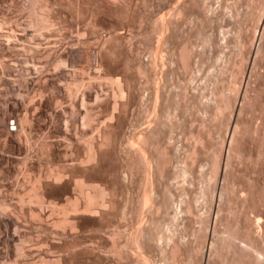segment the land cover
Wrapping results in <instances>:
<instances>
[{"label": "rangeland", "instance_id": "obj_1", "mask_svg": "<svg viewBox=\"0 0 264 264\" xmlns=\"http://www.w3.org/2000/svg\"><path fill=\"white\" fill-rule=\"evenodd\" d=\"M55 1L57 2V4L52 9V14L54 13V15H56L58 18L55 20V27L59 29L55 37L48 38L45 36L47 34L44 31H42V33H44V36L42 35V37L38 35L40 31L37 34L38 36L34 35L36 34L37 31L29 28L26 25L27 24L26 22L28 20L26 15L28 13L27 11L25 12V9L24 10L22 9L26 8L28 4L27 2H29L28 0H0V24L5 23V25L2 24L1 26V29L3 31L0 30V32H2L0 33V204L6 203L8 207H11L13 209L12 210L11 208H9V211H6V213L0 212V264H20L23 262V260L29 261V262L36 261L35 264H48V263L51 264L52 261H53L52 264H98V263L103 264V262H106L104 264H134L133 262H135V258H136L135 256L138 255V252H136L137 250L136 249L134 250L133 248H129V251H130L129 258H131L132 260L129 259L128 262L125 260L121 261L117 259L115 256H113L112 253L110 252L108 238H109L110 233L115 232V231H119L120 233H123V235H126L127 233L129 234L132 231H134V229H136L137 227L142 226L143 224L145 225L146 223H144V221L146 222V220L149 218V213H147L148 212L147 209L141 211L140 214H136L133 211H132L133 214L132 212H130V214L128 212L130 211V206L132 204L134 205V202L137 200L140 194V188L138 187L139 186L138 182H140L139 180H141V178L143 177L142 172H140L139 170H136V171L134 170L131 175V174H128L130 172L129 171L127 172L125 169L123 170L120 169L121 170L120 171L118 168V165L122 164V162L124 163L125 160L130 157L131 149L130 151L128 150H129V146L131 145L129 143H128L129 145H125L126 141L130 142V140H132L133 137H135L137 134H139L141 131H143L148 126L152 125V115L150 111L152 104L150 101V96H151L152 88L154 85H158V86L160 85L159 87L164 88L165 92L166 93L169 92L171 95L177 94V93L180 94L182 93V91L185 92L184 98L180 96L177 97L178 98L177 102H179L180 100V105L178 103L179 106L177 105V109L172 114V117L170 116L171 119L168 120L169 125L171 123V126L173 127L175 125L174 126L175 128H173L170 133L167 132L168 134H166L165 128L163 130L161 129L159 135L156 138V141L157 142L159 141L158 142L159 144L162 143V145L167 148L166 151H167V155L169 158V159L164 158L165 160L169 161V163L166 162V165H165L166 169L164 168L162 170L163 172L159 179V183L161 186H163V183L164 185L166 184L167 186H169L170 190L174 193L173 194V198H175L173 199L174 207L176 205V202L179 203L180 201H184L186 199L183 202V204L192 201L191 204L194 205L193 212L194 211L195 212L193 213L192 217L186 215L185 213H182V215H179L180 217H178L179 220L178 219L176 220L177 224L173 226L174 227L173 231L171 228V231L176 236L170 232V234H172L173 240L171 242L172 244L170 242H167V246L170 245L168 246V248L170 249L173 243L177 242L176 244H178L179 245L178 247L180 248L178 249L179 251L177 252V254L178 253L179 254L175 257L176 258L175 263H171L169 262V260L168 261L165 260L169 257V252H168L169 249L166 246V242H163V245L165 244L166 246V249L162 247L163 251L165 249L164 252H160V251L158 252V250L151 249L152 251L149 250V253L147 252L146 256L150 259V261L153 264H160L162 263V261L163 263L166 261V263L164 264H191V263L198 264L200 263L199 258H200L201 253L199 252H202V250L203 251L206 250V247H208V243L210 242V238L212 237L211 228H212V225H214V223H212L214 222V219H212L211 224H210L211 226H209V229L206 230V233H207L206 241L207 242L203 243L204 245L201 244L200 242L201 240L198 239L199 237H197L196 232L199 228L198 225H200V219L201 221L202 220L205 221V219L208 217L207 215H210L209 213H211L210 215L211 217L213 218L216 217V228L218 227L217 229L219 231L222 229V228L221 229L219 228L222 227L225 222L229 224H233L234 221H237L238 223L245 224L246 217L254 219V220L257 219L258 224H257V227L255 226V229H254L253 243L251 247L249 248V253L253 257L256 255H259L260 261L257 262L256 264H264V195H263L264 194L263 193L264 192V189H263L264 188V35H263L264 33V0H195L196 3H187L189 5L183 4L184 8L183 7L182 8L184 9V11L183 9L180 10L179 14L176 16L177 17L176 23L178 26L176 28L177 30L174 29L175 32L174 31L170 32L172 34L169 35V40L167 44H163V45H161L162 42L160 43V40L157 34L155 35V37L153 36L152 41L149 42L147 40L148 38L145 37V35L147 36L146 31L147 32L149 31L150 27L153 24L152 23L153 21L160 19L167 12L175 8L176 5H178V3L182 4L184 0H128V5L125 7L119 4V0H101V1L100 0H83V4L80 7L76 5L75 0H55ZM117 1H118L117 4H119L121 7L120 6L118 7V5L116 4ZM195 4H197V6ZM141 14H142V17H141ZM10 29L12 30L11 37H9V39H6L7 37L5 36L10 33ZM262 30H263V33L261 35V38L259 37L258 39L259 41L256 42L257 34L259 31H262ZM60 32L62 33V36L60 35L61 34ZM109 35H111L112 37ZM205 35L208 38V43L202 42L203 37H206ZM76 36L79 37V39ZM149 36L151 37V35ZM113 38L115 39L113 40ZM48 39L52 40L54 43L52 41L51 43H49L50 40L48 41ZM97 39L99 41H97ZM102 39L104 41H102ZM94 41L95 43H93ZM85 43H87L88 45L90 44L91 45L88 47V45ZM158 43L161 46H159ZM258 43L260 44V46ZM183 45H187L191 49V55L189 57V67L187 71L186 69L179 68L180 66H178L179 63L177 62H175V64L178 67L172 61H171L172 63H170V60H173L176 58L178 48ZM249 45H252V46H249ZM15 46H17L20 49H17V51H15V48H17ZM75 46L77 47L75 48ZM81 46L85 49H83ZM152 47L155 49L156 48L159 49L157 51L158 53L157 59L163 61L161 65L160 64L157 65L156 67L157 72L153 76L152 83L149 82L148 78L145 76H139V77L137 76L133 78L132 74L134 70L132 71V69L128 68L129 58L133 57L135 60L139 62L141 60L142 63L141 62L140 63L144 65L152 57L151 55ZM21 48L23 49V51L21 50ZM102 48L103 49L112 48L115 50L116 54L113 55L114 57L111 56L113 57L112 59H110L108 56L105 57L103 56V52L101 51ZM24 49L25 50L27 49L28 53L27 51L25 52ZM45 49L46 51H44ZM250 49H251L250 55L251 56L253 55L252 57V60H254L253 62L252 60L247 61L248 52L250 51ZM30 54H32V56ZM46 54L49 57L47 56L46 58ZM81 54H84V55L82 56ZM130 54H132L133 56ZM97 55H99L101 59L103 58L104 61H107V62L109 61L108 67H103L100 70L98 69L95 70L94 62H95V59L97 58ZM135 55L137 57H135ZM240 55L242 56V58ZM20 56L21 58H19ZM57 56L63 57L64 59L67 60L66 67H62V68L58 67L60 71L58 70V68L55 67V60L59 58ZM76 57L77 59H75ZM70 59L71 61H69ZM80 59L81 61L84 60L82 61L83 63L80 61ZM240 59L242 61H240ZM27 60L29 61L35 60V62H31V61L29 62ZM37 60H39L40 62H38ZM75 61H77L78 64ZM88 61L90 62L88 63ZM126 61L128 62L124 64V62ZM214 61H217V62L214 63ZM245 61L248 63H246ZM239 62L242 64H240ZM87 63L89 64V66ZM120 63H122L124 66H126L125 68L130 69L132 72L130 70L125 71L123 65ZM77 65L78 67L80 66L79 67L80 69L77 67ZM243 65L245 66L247 65V67ZM25 66L26 67L28 66L27 69H25ZM51 66L53 68H49ZM239 66L242 69H240ZM91 67L93 68L91 69ZM55 68L56 70H54ZM114 68L116 69L114 70ZM244 68H246L247 71H245L246 76L242 79L241 78L242 71H244ZM249 69L251 70L250 72H249ZM171 70L173 71V73ZM32 71H34V73H32ZM86 71H89V72L87 73ZM235 72L238 75L235 74ZM82 73L84 74L81 75ZM86 73L88 76L86 75ZM116 73H123L122 75H125V76L128 75V73H132V74H129L130 76L128 75L129 76V77L127 76L128 78L127 77L125 78L124 76L125 78L124 80L122 79L123 77H121V75L118 76ZM240 73H241V77L239 75ZM206 74H208L210 78ZM233 74H235L236 76ZM233 76L236 78L235 80H233L234 79ZM211 77H212V80H211ZM71 78L72 79L75 78V79L71 80ZM82 78L85 80H83ZM134 79H135V82H134ZM116 80L118 82H115ZM203 80L205 81V83ZM119 81L121 82V84L126 83V82L129 84L131 83L130 86L133 85L135 88L134 90H132L133 91L132 93L136 91L135 95L138 96L141 93L139 95V97L141 98L138 97L139 99L137 100L138 102L134 101L135 103L134 102L129 103L128 97L126 96L128 94L126 92H123L122 93L123 95L121 94L120 96L116 94L115 88L116 86L118 87ZM232 81H234L233 84H232ZM237 82H241V84ZM68 83H71V84L68 85ZM74 83H76V86L77 84H80V86L78 85L79 87L78 86L75 87ZM127 83L123 85H127ZM206 83L207 84L210 83V84L207 85ZM230 84L232 85L230 86ZM199 86H200V89H199ZM230 87L233 88L234 91H231V89L229 90ZM236 87H237V91H236ZM221 88L223 89V91L224 90L225 91L223 92ZM238 88H240V90H238ZM244 89L246 90V92L248 90V93H247L248 97L246 98L247 100L245 99V101L241 97V94L244 91ZM68 90H71V91L69 92ZM220 90L224 93L225 99L227 97L226 94L230 93L228 95L229 99L228 98L226 99V101L228 100L227 101L228 104H226V101H225V104H226L225 106L224 105L220 106L219 103H216L218 102L216 93L220 92ZM76 91L78 92L80 91V92L76 93ZM113 92H115V95L119 97L114 96L115 97L114 98ZM198 92L202 93L205 97ZM232 92L234 93L232 94ZM235 92L237 94L239 92L238 97ZM95 94L98 95V98H99L96 101L95 99H97V96ZM65 96H68V97H65ZM81 96H84V97H81ZM123 96H124V99H122ZM118 98H120L121 104L123 103V101L124 103L125 101L128 102V103H125L124 105L126 107L124 106L122 107L118 104V102L120 103ZM113 99H116L115 101H117L116 102L117 109H116L115 104H114L115 108H112L114 107L113 103H115ZM80 100H84V101L86 100L85 101L86 104L82 106L84 101L81 102ZM241 104H243V106ZM80 105H81V108H80ZM88 105L90 106V108ZM84 106H86L88 110L90 109L92 110V112L90 110V113L95 114V115L92 114L95 116L94 120L96 117H98L96 118V123L98 124H96L93 121L91 123H95V124H92V125H89L90 123L86 124L89 128H87L86 125L82 126L83 125L82 117L84 114L83 111L85 109ZM216 106L218 107V111L215 109L217 108ZM180 107L184 110L186 109L185 110L186 112H184V110H182ZM73 109H76V110H73ZM81 109H82V112H81ZM115 109L117 110L115 112L119 111L118 112L119 116L122 113L120 117L121 118L124 117V120H125V124L121 128V132H120L122 140L120 141V136H119V138L114 142V144H112L113 142L111 143L110 140H109L110 143L108 142V140H105L107 142L106 143L103 137L100 138V139H103V143H102L103 146L101 145L100 147L102 149L101 148L100 149H101V152H103V154L105 155L104 156V160L106 161L105 164L110 165L112 167L111 168L110 166H108L109 167L108 168L106 165V171L105 169L104 171L105 172H107V170L108 172L109 170L110 171L112 170V171L110 173L107 172L105 174V172L102 169L97 168L93 171L94 173L92 172L89 173V171L87 172L88 175L92 177V182H93V183L91 182L92 185L97 186L99 184L98 187L100 188H102L103 186L109 187L107 188V190L109 189L107 191V197L111 198L113 202L115 201L114 202L115 205L114 204L112 206L109 205L108 209L109 211H111V213H113L111 215H114V217L110 215L109 219L106 218V220H103L104 225L102 224L103 226L101 227L100 231H98L97 233L94 227L87 226L89 225L87 224L83 229H81L78 232V236L76 237V239L72 237L74 235H70V234H68V236L66 234V237H65V234H62L61 232L59 233L58 226L55 227L56 225H54L52 227L51 225H53V223L52 224L50 223L53 222L52 220H54V217H56L57 214H59L57 212L53 213L51 211V207L54 205L56 206L64 205L67 197L62 196L63 197L62 198L61 196L56 197L57 195H54V196H51L50 198H47V199L45 198V203H43V206L39 207L37 204L35 205L34 202L29 203L30 201H28L30 197L29 195L30 187H33L36 184L34 182L38 179V177L40 181L42 180L47 181L49 178L52 179L51 174H55L56 171L57 173H61V174L65 172L62 175L64 179H66L65 177L69 175L67 176L68 179H71L74 181L76 179H78V181L79 179L82 180L81 177H79L78 174H76V171L78 172V170H80V168L82 167V164L83 165L85 164L83 163L85 161V156H86L83 153L84 151L86 153V149L84 147H86V145H88L92 139H96L98 135V132L96 131H98V128L102 126L103 123L110 122L109 120H108L109 122L106 120L111 118L110 116L114 114L112 110H115ZM201 109H203V111ZM215 111H217L218 114ZM124 112H126V114ZM96 113L98 114V116H96L97 115ZM24 117H26V119ZM8 119H11V120H8ZM149 119H150V123H149ZM7 120L9 123L7 122ZM61 121H65V122H61ZM13 122L16 123L15 125L18 127L17 130L19 131V133L21 131L20 135L22 137H20V135L8 136L7 134L8 129L6 125L7 124L10 125ZM26 123L28 124L27 125L28 127H26V131L24 133V136L25 135L26 136L24 137L22 134L21 126L25 125ZM19 124H22V125H19ZM76 125L79 126L80 129L77 128ZM95 126L98 128L96 129ZM12 127L13 126H11L10 128ZM19 127H20V130H19ZM83 127L86 129H84ZM93 127L96 131L93 129ZM94 131L96 134L93 133ZM164 132L166 135L163 134ZM19 137L20 139H22L21 141ZM231 137L233 139L231 140V142L232 141L233 142L231 143L230 148H228V145H229L228 143ZM25 139L26 141L22 143ZM62 140L64 141V143ZM85 141L87 142V144H85L86 143ZM222 142H224V146H223L224 148H223L221 164L224 162L225 158L227 157L226 160L228 161V166H227V170L224 171L226 172V175L223 172L221 174L222 176H220L217 180L218 186H217L215 193L213 194V197H214L213 198L210 195L211 192H208L209 190H212V184L210 185L208 184L207 175L209 176L210 170H211V163H210L211 158L210 157L214 153L217 152L218 147H220V145L222 147V144H221ZM216 145H219V146H216ZM67 147L69 150L67 149ZM82 148L84 149V151L82 150ZM24 149H26V151ZM228 149L230 151H228L229 153L226 156L225 150H228ZM109 151H111L112 153ZM77 153H80V154H77ZM116 154H117V157L121 156L120 158H118L119 161L116 157ZM170 155L172 157H169ZM111 158L112 159L115 158V159L112 160ZM122 158L124 159L123 161L121 160ZM72 163H76L75 165H77L78 167ZM70 164L72 165L70 166ZM185 165H186V168H191L193 170L192 171L193 180H191L192 183L190 184H189V181L187 182L180 178L174 179L170 177L173 171L179 170L182 168V166L185 167ZM57 167H59L58 168L59 170L61 168H63L64 170L62 169L59 171L57 170ZM69 168L74 169V170H70ZM117 170H119L120 172ZM95 171H96V174H95ZM66 172H69V173L67 174ZM91 173L93 174V176ZM203 173L204 175H202ZM104 175L107 177L109 176L111 179L107 177L105 178ZM116 175L118 179H121V180L116 179L117 177L113 178ZM73 176L74 177L76 176V177L73 178ZM204 176H206L207 178ZM123 180H125L126 182ZM78 181L76 180V183ZM119 182L121 184H119ZM28 183H30L32 186L29 185ZM73 183L74 185H71V188L74 192V196H77L76 193L77 194L79 193L78 187L77 185H75L76 184L75 182H72V184ZM207 185H209L211 188L209 187V189H207L206 188ZM220 186H221V189H220ZM224 186L225 188L227 187L226 189L228 188L229 189L225 190ZM261 187L263 190L261 189ZM21 188H24V190H20ZM249 189L252 190L251 192H253V189H254L253 194L249 192ZM219 190H222V199H221L222 201L221 202H223V204H220L221 202L218 201L219 200L218 199ZM223 191H227V192H223ZM204 192L206 193L207 196L204 194ZM256 193H258V195L260 194L261 196L260 195L257 196ZM20 196L22 198H20ZM249 196L251 197V200H249L250 199ZM200 198L201 200H199ZM132 201L133 203L131 204ZM210 205H213L212 211H211ZM20 207H23V208H20ZM215 207H218V208H215ZM39 209L45 215L42 219L43 221L40 218L37 220V217L34 216V214L36 215L40 212ZM113 209L116 211H114ZM122 209L124 210V212ZM29 211L30 212L33 211V214L31 213L32 215H30ZM120 212H123V213H120ZM159 212L158 214H156L158 215L156 216V218H159L158 220H161V217L163 219L164 213H163V210H160ZM195 214L197 216H200V218L197 217ZM23 215L24 216L26 215V216L24 217ZM48 215H50V218L52 219H50ZM120 215L123 217H121ZM201 215L203 217H201ZM58 216H60V214ZM31 217H33L34 219H32ZM194 218L195 219L199 218V219L197 221ZM31 219L34 221L32 222ZM88 220L89 219H87V221ZM38 221L41 224H39ZM45 221H46V224L48 222L47 225L50 226L49 227L51 228L50 230H52L53 228L54 229L58 228L57 229L58 231L56 229L55 231L53 229L52 233H50L51 232L50 230L45 231L44 230ZM197 222L198 224H195ZM105 224H107L108 227L107 225L105 226ZM41 225L43 226L42 229H41ZM166 226L167 225L164 224L163 228L164 227L166 228ZM102 229H104V231ZM54 232H57V234ZM94 232L96 233V235ZM191 233L193 236L191 235ZM119 239L123 241L124 237L122 236ZM71 241L74 242V244H72ZM67 243L68 245H66ZM69 243H71V245H76L75 246L76 249L74 247L72 250L74 251L75 249V252L77 251L75 254L76 255L78 254V255L77 256L75 255L73 259H71L72 255L70 256V254L74 252L71 251V248H70L71 245ZM21 244H23V246ZM86 244H89L90 247H93V252L86 253V255H84L85 253H83L81 249H84L85 247H89ZM201 245H202V249L197 251V253L193 252V254L194 253L196 254L192 256L191 255L192 252L190 250L195 247L199 248L201 247ZM19 246H22L25 252H27V250H30V251H34L35 254L37 252H40L41 254L45 253L47 255L44 256L43 258H42L43 255L41 256V258L40 257L37 258L39 253L36 255V257H35V254L33 253L34 255H31V256L28 255V257L27 256L20 257L19 253L17 252L18 251L17 248ZM77 247L78 248L80 247V249H77ZM94 251H97V252L94 253ZM161 253H164V254H161ZM99 254H101L102 256ZM25 257H26V260L24 259ZM95 257H98V259ZM28 258H30L31 260ZM39 258L40 260H38ZM190 259H193V260H190ZM50 260L52 261L49 262ZM207 260L208 259H206V261L203 262L202 264H207L208 262H209L208 264L216 263L214 259H210L208 261Z\"/></svg>", "mask_w": 264, "mask_h": 264}, {"label": "bare ground", "instance_id": "obj_2", "mask_svg": "<svg viewBox=\"0 0 264 264\" xmlns=\"http://www.w3.org/2000/svg\"><path fill=\"white\" fill-rule=\"evenodd\" d=\"M29 2H27L28 4H27V6H26V8H23L22 10H24L25 9V12L27 11V26L29 27V28H31V29H33V30H35V31H37L36 32V34H34V35H37L38 34V32H39V34L38 35H40L41 37H42V35L44 36V33H42V31H44V32H46V34L47 35H45L46 37H48V38H50V37H55V35H56V33H58V29L59 28H56L55 27V20L56 19H58L57 18V16L56 15H54V13L52 14V9L54 8V6L57 4V2L55 1V0H28ZM101 1V0H100ZM75 3H76V5H78L79 7L80 6H82V4H83V0H75ZM118 3V1L116 2V4ZM187 3H196V1L195 0H184L183 1V3L182 4H179L178 3V5H176V7L175 8H173L171 11H169V12H167L165 15H163L160 19H157V20H155V21H153L152 23V26L150 27V29H149V31L147 32L146 31V33H147V36L145 35V37L146 38H148L147 40L149 41V42H151L152 41V37L154 36L155 37V35L157 34L158 35V38H159V40H160V43H161V45H163V44H167V42H168V40H169V35H171L172 33H170L171 31H174V29H176L178 26H177V23H176V16L179 14V11L180 10H182L184 7H183V4H187ZM119 4L120 5H123L124 7L125 6H127L128 5V0H119ZM119 4H117L118 5V7L120 6ZM116 5V6H117ZM187 5H189V4H187ZM196 6H197V4H195ZM191 6V5H190ZM121 7V6H120ZM183 7V8H182ZM198 8V7H197ZM185 9H186V7H185ZM55 10V9H54ZM183 11H184V9H183ZM24 12V11H23ZM25 16V17H26ZM144 16V15H143ZM59 17V16H58ZM141 17H142V14H141ZM142 19V18H141ZM140 20V19H139ZM23 21H25V20H23ZM4 22V21H3ZM9 22V21H8ZM141 22V21H140ZM2 24H4L5 25V23H1L0 24V30H2L1 29V26H2ZM8 24V23H7ZM18 24H20V23H18ZM263 24V23H262ZM16 25V24H15ZM11 26V25H10ZM26 26V27H27ZM4 27V26H3ZM7 27V26H6ZM21 27V26H20ZM180 27V26H179ZM23 28V27H22ZM61 28V27H60ZM5 29V28H4ZM18 29H19V27H18ZM21 29V28H20ZM177 30V29H176ZM261 30V29H260ZM3 31V30H2ZM6 31V30H5ZM21 31V30H20ZM23 31H25V30H23ZM30 31V30H29ZM32 31V30H31ZM35 31H34V33H35ZM8 32V31H7ZM14 32V31H13ZM62 32V31H61ZM60 32V33H61ZM78 32V31H77ZM94 32V31H93ZM175 32V31H174ZM201 32V31H200ZM204 32V31H203ZM261 32V33H260ZM0 33H2V32H0ZM6 33V32H5ZM4 33V34H5ZM15 33V32H14ZM59 33V34H60ZM76 33V32H75ZM145 33V32H144ZM262 33H263V30L262 31H259L258 32V34H257V37H256V42L257 41H259L258 39H259V37L261 38V35H262ZM8 34V33H7ZM11 34H12V30L10 29V33L8 34V35H6L5 37H7L6 39H9V37H11ZM17 34V33H16ZM20 34V33H19ZM28 34V33H27ZM33 34V33H32ZM31 34V35H32ZM58 34V35H59ZM80 34V33H79ZM83 34V33H82ZM109 34V33H108ZM114 34V33H113ZM116 34V33H115ZM3 35V34H2ZM18 35V34H17ZM25 35V34H24ZM29 35V34H28ZM37 35V36H38ZM61 36H62V33L60 34ZM89 35V34H88ZM149 35H151V37L149 36ZM263 35H264V33H263ZM36 36V37H37ZM74 36V35H73ZM91 36V35H90ZM96 36V35H95ZM109 36H111V35H109ZM117 36V35H116ZM115 36V37H116ZM199 36V35H198ZM204 36V35H203ZM206 36V35H205ZM35 37V38H36ZM58 37V36H57ZM77 37V36H76ZM112 37V36H111ZM144 37V38H145ZM172 37V36H171ZM197 37V36H196ZM202 37V36H201ZM254 37V38H255ZM19 38V37H18ZM24 38V37H23ZM28 38H30V37H28ZM34 38V37H33ZM45 38V37H44ZM43 38V39H44ZM78 39H79V37H77ZM82 38V37H81ZM85 38V37H84ZM83 38V39H84ZM102 38V37H101ZM109 38V37H108ZM200 38V37H199ZM198 38V39H199ZM2 39V38H1ZM16 39V38H15ZM55 39H57V38H55ZM61 39V38H60ZM82 39V40H83ZM99 39V38H98ZM97 39V41H99ZM107 39V38H106ZM115 38H113V40H114ZM5 40V39H4ZM30 40V39H29ZM35 40V39H34ZM46 40V39H45ZM50 39H48V41H49ZM54 40V39H53ZM95 40H96V38H95ZM119 40V39H118ZM200 40V39H199ZM253 40V39H252ZM251 40V41H252ZM6 41V40H5ZM15 41H17V40H15ZM22 41V40H21ZM33 41V40H32ZM32 41H30V42H32ZM36 41V40H35ZM51 41L52 40H50V42L49 43H51ZM59 41H61V40H59ZM71 41V40H70ZM76 41H78V40H76ZM76 41H75V43H76ZM96 41V42H97ZM102 41H104L103 39H102ZM158 41V40H157ZM202 41V40H201ZM9 42V41H8ZM23 42V41H22ZM28 42V41H27ZM44 42V41H43ZM42 42V43H43ZM53 42V41H52ZM55 42H56V40H55ZM74 42V41H73ZM90 42V41H89ZM159 42V41H158ZM203 43H208V38H207V36L206 37H203V41H202ZM13 43V42H12ZM46 43V42H45ZM54 43V42H53ZM82 43V42H81ZM80 43V44H81ZM93 43H95V41L93 42ZM171 43V42H170ZM251 43V42H250ZM3 44V43H2ZM5 44V43H4ZM20 44V43H19ZM18 44V45H19ZM24 44V43H23ZM37 44V43H36ZM35 44V45H36ZM41 44V43H40ZM48 44V43H47ZM79 44V45H80ZM85 44H87V43H85ZM159 44V43H158ZM239 44H240V42H239ZM259 44V43H258ZM7 45H8V43H7ZM9 45H10V43H9ZM15 45H16V43H15ZM21 45V44H20ZM38 45V44H37ZM43 45V44H42ZM53 45V44H52ZM52 45H51V47H52ZM63 45V44H62ZM67 45V44H66ZM84 45V44H83ZM88 45V44H87ZM91 45V44H90ZM90 45H88V47L90 46ZM160 44H159V46H161ZM244 45V44H243ZM31 46V45H30ZM41 46V45H40ZM72 46H73V44H72ZM106 46H108V45H106ZM249 46H252V45H249ZM259 46H260V44H259ZM15 47H17V46H15ZM28 47V46H27ZM37 47V46H36ZM45 47V46H44ZM50 47V48H51ZM70 47V46H69ZM77 46H75V48H76ZM82 47V46H81ZM86 47V46H85ZM156 47V46H155ZM158 47V46H157ZM237 47H238V45H237ZM245 47V46H244ZM9 48V47H8ZM47 48H48V46H47ZM83 48V47H82ZM97 48V47H96ZM103 48H104V46H103ZM101 49V51L103 52V56H105V57H109L110 59H112L114 56V54H116L115 53V50L114 49H112V48H107V49ZM106 48V47H105ZM242 48H243V46H242ZM258 48V47H257ZM17 49H20V48H15V51H17ZM33 49V48H32ZM53 49V48H52ZM83 49H85V48H83ZM90 49V48H89ZM99 49V48H98ZM117 49V48H116ZM249 49V48H248ZM8 50V49H7ZM13 50V49H12ZM21 50L23 51V49L21 48ZM25 50V49H24ZM58 50V49H57ZM64 50V49H63ZM129 50V49H128ZM127 50V51H128ZM159 49L158 48H151V55H152V57L150 58V60H148V62L146 63V64H144V65H142L141 63V60H140V62L139 61H137V60H135L133 57H130L129 58V63H128V68H130V69H132V71L134 70V72H133V74L132 73H128V75L129 74H132V77L133 78H135V77H139V76H145V77H147L148 78V81L149 82H151L152 83V80H153V76L156 74V72H157V65L158 64H162V60H158L157 59V51H158ZM258 50V49H257ZM21 51V52H22ZM27 51V49L25 50V52ZM44 51H46V49L44 50ZM44 51H42V52H44ZM118 51V50H117ZM36 52H37V50H36ZM49 52V51H48ZM47 52V53H48ZM70 52V51H69ZM75 52V51H74ZM82 52V51H81ZM90 52H92V51H90ZM246 52H248V51H246ZM19 53V52H18ZM27 53H28V51H27ZM30 53V52H29ZM31 53H32V51H31ZM34 53V52H33ZM50 53V52H49ZM62 53V52H61ZM73 53V52H72ZM77 53H78V51H77ZM76 53V54H77ZM89 53V52H88ZM101 53V52H100ZM130 53V52H129ZM239 53V52H238ZM256 53H257V51H256ZM255 53V54H256ZM259 53V52H258ZM26 54V53H25ZM37 54V53H36ZM65 54H66V52H65ZM70 54V53H69ZM85 54H86V52H85ZM92 54V53H91ZM124 54V53H123ZM241 54V53H240ZM243 54V53H242ZM247 54V53H246ZM251 54V49H250V51L248 52V57H247V61H251L252 60V57H253V55L251 56L250 55ZM17 55V54H16ZM22 55V54H21ZM31 56H32V54H30ZM41 55V54H40ZM52 55V54H51ZM54 55V54H53ZM57 55V54H56ZM73 55H75V54H73ZM80 55V54H79ZM82 56L84 55V54H81ZM118 55H119V53H118ZM130 55H132V54H130ZM190 55H191V49H190V47H188L187 45H183V46H180L179 48H178V50H177V54H176V58L175 59H173V60H170V63H174L175 64V62H177V63H179V65L178 66H180L179 68H183V69H186V71H187V69H188V67H189V57H190ZM202 55V54H201ZM13 56V55H12ZM34 56H36V55H34ZM33 56V57H34ZM47 54H46V58H47ZM92 56V55H91ZM111 56H113V57H111ZM128 56V55H127ZM133 56V55H132ZM199 56V55H198ZM241 56V55H240ZM49 57V56H48ZM56 57V56H55ZM57 57H59V56H57ZM71 57V56H70ZM73 57V56H72ZM93 57V56H92ZM95 57V56H94ZM118 57V56H117ZM135 57H137L136 55H135ZM202 57V56H201ZM239 57V56H238ZM256 57V56H255ZM14 58V57H13ZM19 58H21V56L19 57ZM28 58V57H27ZM32 58V57H31ZM40 58V57H39ZM43 58V57H42ZM53 58V57H52ZM67 58V57H66ZM69 58V57H68ZM84 58V57H83ZM86 58V57H85ZM119 58V57H118ZM198 58H200V57H198ZM241 58H242V56H241ZM12 59V58H11ZM38 59V58H37ZM41 59V58H40ZM71 59H73V58H71ZM71 59L69 60V61H71ZM75 59H77V57L75 58ZM78 59H79V57H78ZM81 59H82V57H81ZM81 59H80V61H81ZM87 59V58H86ZM93 59V58H92ZM91 59V60H92ZM95 59V58H94ZM97 59V60H96ZM95 59V66H94V68H95V70H100L101 68H103V67H108V62L107 61H104V59L102 60L100 57H99V55H97V58ZM137 59V58H136ZM169 59V58H168ZM255 59V58H254ZM9 60V59H8ZM13 60V59H12ZM21 60V59H20ZM52 60H54V59H52ZM108 60V59H107ZM139 60V59H138ZM22 61V60H21ZM27 61H29V60H27ZM31 62H35V60L33 61V60H30ZM29 61V62H30ZM38 62H40L39 60H37ZM45 61V60H44ZM67 60L66 59H64L63 57H59L58 59H56L55 60V67L56 68H58V67H66L67 66V62H66ZM77 61H79V60H77ZM77 61H75L76 63H77ZM82 61H84V60H82ZM81 61V62H82ZM87 61V60H86ZM117 61V60H116ZM172 61V62H171ZM200 61V60H199ZM240 61H242L241 59H240ZM254 60H252V62H253ZM90 61H88V63H89ZM114 62V61H113ZM120 62V61H119ZM128 61H126V62H124V64L125 63H127ZM168 62V61H167ZM215 62H217V61H214V63ZM246 62V61H245ZM54 63V62H53ZM72 63V62H71ZM83 63V62H82ZM85 63V62H84ZM87 63V64H88ZM92 63V62H91ZM111 63V62H110ZM118 63V62H117ZM238 63V62H237ZM240 63V62H239ZM244 63V62H243ZM246 63H248V62H246ZM245 63V64H246ZM30 64V63H29ZM34 64V63H33ZM32 64V65H33ZM39 64V63H38ZM78 64V63H77ZM120 64H122V63H120ZM240 64H242V63H240ZM253 64V63H252ZM251 64V65H252ZM27 65V64H26ZM86 65V64H85ZM112 65V64H111ZM116 65V64H115ZM118 65V64H117ZM123 65V64H122ZM169 65V64H168ZM176 65V64H175ZM239 65V64H238ZM248 65V64H247ZM247 65L245 66V65H243V66H245V67H247ZM250 65V64H249ZM30 66V65H29ZM36 66V65H35ZM71 66V65H70ZM88 66H89V64H88ZM93 66V65H92ZM177 66V65H176ZM177 66V67H178ZM215 66V65H214ZM24 67V66H23ZM28 67V66H27ZM27 67L25 66V69H27ZM37 67V66H36ZM46 67V66H45ZM77 67H78V65H77ZM80 67V66H79ZM78 67V68H79ZM83 67V66H82ZM111 67V66H110ZM123 67H124V70L126 71V70H130V69H127V68H125L126 66H124L123 65ZM172 67V66H171ZM240 67V66H239ZM31 68V67H30ZM42 68H44V67H42ZM48 68V67H47ZM49 68H53L52 66L51 67H49ZM56 68L54 69V70H56ZM71 68V67H70ZM76 68V67H75ZM93 67H91V69H92ZM213 68V67H212ZM237 68H238V66H237ZM252 68H254V67H252ZM29 69V68H28ZM32 69V68H31ZM72 69V68H71ZM80 69V68H79ZM86 69V68H85ZM90 69V70H91ZM116 68H114V70H115ZM240 69H242L241 67H240ZM248 69V68H247ZM251 69V68H250ZM249 69V72L251 71ZM35 70V69H34ZM58 70H59V68H58ZM73 70V69H72ZM76 70V69H75ZM78 70V69H77ZM82 70V69H81ZM103 70V69H102ZM101 70V71H102ZM174 70V69H173ZM23 71H24V69H23ZM43 71V70H42ZM41 71V72H42ZM51 71V70H50ZM50 71H48V72H50ZM60 71V70H59ZM70 71V70H69ZM83 71V70H82ZM108 71V70H107ZM106 71V72H107ZM122 71H123V69H122ZM131 71V70H130ZM131 71V72H132ZM172 71V70H171ZM245 71H247L246 70V68H244V71H242V77H241V73L239 74L240 75V77L243 79L245 76H246V72ZM26 72V71H25ZM40 72V71H39ZM44 72V71H43ZM73 72V71H72ZM87 73L89 72V71H86ZM104 72V71H103ZM114 72V71H113ZM128 72V71H127ZM241 72V71H240ZM32 73H34V71H32ZM37 73V72H36ZM54 73V72H53ZM60 73V72H59ZM77 73V72H76ZM87 73H86V75H87ZM92 73V72H91ZM99 73V72H98ZM169 73H171V72H169ZM172 73H173V71H172ZM214 73V72H213ZM212 73V74H213ZM28 74V73H27ZM42 74V73H41ZM49 74V73H48ZM48 74H46V75H48ZM66 74H67V72H66ZM84 73H82L81 75H83ZM90 74V73H89ZM118 76L119 75H121V77H123L122 79H124L125 80V78L128 76V75H122L123 73H116ZM126 74V73H125ZM235 74H237L236 72H235ZM235 74H233V75H235ZM40 75V74H39ZM69 75V74H68ZM75 75V74H74ZM85 75V76H86ZM93 75V74H92ZM206 75H208V74H206ZM238 75V74H237ZM250 75V74H249ZM248 75V76H249ZM62 76V75H61ZM78 76V75H77ZM88 76V75H87ZM90 76V75H89ZM94 76V75H93ZM101 76V75H100ZM124 76H125V78H124ZM130 76V75H129ZM128 76V77H129ZM196 76V75H195ZM209 76V75H208ZM236 76V75H235ZM80 77V76H79ZM78 77V78H79ZM127 77V78H128ZM205 77V76H204ZM203 77V78H204ZM234 77V76H233ZM239 77V78H240ZM51 78V77H50ZM57 78V77H56ZM66 78H67V76H66ZM73 78V77H72ZM71 78V80H74V79H72ZM77 78V77H76ZM81 78V77H80ZM89 78V77H88ZM99 78V77H98ZM131 78V77H130ZM129 78V79H130ZM189 78H191V77H189ZM195 78V77H194ZM209 78H210V76H209ZM208 78V79H209ZM40 79V78H39ZM60 79V78H59ZM83 79V78H82ZM236 78L234 77V79L233 80H235ZM241 79V80H242ZM83 80H85V79H83ZM120 80V79H119ZM127 80V79H126ZM193 80V79H192ZM205 80H206V78H205ZM210 80V79H209ZM211 80H212V77H211ZM46 81V80H45ZM48 81V80H47ZM91 81V80H90ZM121 81V80H120ZM119 81V83H118V87L116 86V94L117 95H121L123 92H126L128 95H126L127 97H128V101H129V103L130 102H138L137 100H139L138 99V97H139V95L141 94H139L138 96L137 95H135V93H136V91H134V93H132L133 91L132 90H134L135 88H134V86L133 85H131L130 86V84L129 83H127V85H123V84H126V83H123V84H121V82ZM128 81V80H127ZM204 81V80H203ZM208 81V80H207ZM37 82V81H36ZM87 82H89V81H87ZM86 82V83H87ZM115 82H118L117 80L115 81ZM133 82V81H132ZM134 82H135V79H134ZM211 82V81H210ZM233 82L234 81H232V84H233ZM33 83V82H32ZM42 83V82H41ZM76 83H78V82H76ZM76 83H74L75 84V87H77L78 85L80 86V84H77V86H76ZM81 83V82H80ZM204 83H205V81H204ZM203 83V84H204ZM237 83H240L241 84V82H237ZM38 84H40V83H38ZM44 84V83H43ZM62 84V83H61ZM69 84H71V83H68V85ZM93 84V83H92ZM129 84V85H128ZM133 84V83H132ZM207 84V83H206ZM208 84H210V83H208ZM207 84V85H208ZM232 84H230V86L232 85ZM247 84V83H246ZM42 85V84H41ZM59 85V84H58ZM82 85V84H81ZM65 86V85H64ZM74 86V85H73ZM78 86V87H79ZM160 86V85H159ZM158 85H154L153 86V88H152V92H151V96H150V101H151V104H152V107H151V115H152V125H150V126H148L147 128H143L144 130L143 131H141L139 134H137L135 137H133L132 138V140H130V142H127L126 141V143H125V145H131V146H129V150L128 151H130V149H131V151H130V157L129 158H125L126 160H125V162L123 163L122 162V164H119L118 165V168H119V170L120 169H125L127 172L129 171L130 173H128V174H131L132 175V172L135 170H139L140 172H142V174H143V177L141 178V180H139L140 182H138V184H139V188H140V194H139V196H138V198H137V200L134 202V205L132 204L133 203V201L131 202V206H130V211H128L129 212V214H130V212H134V213H136V214H140V212L141 211H143V210H145V209H147V213H149V218L146 220V219H144V220H146V222L144 221V223H146L144 226L142 225V226H139V227H137L136 229H134V231H132L131 233H125L126 235H123V233H120L119 231H115V232H112V233H110V235H109V238H108V242H109V250H110V252L112 253V255L113 256H115L117 259H119V260H121V261H129V259H131V258H129V248H133L134 250L136 249L137 251L136 252H138V255L137 256H135L134 258H135V262H133L134 264H153L151 261H150V259L146 256V253L148 252L149 253V250H151V249H155V250H158V252L160 251V252H164L165 251V249H166V246H167V242H172V240H173V238H172V234H174L172 231H173V226L175 225V224H177L176 223V220L178 219V217H180L179 215H182V213H185L186 215H188V216H190V217H192V215H193V213L195 212H193V207H194V205H192L191 204V202H188V203H185V204H183V202L186 200H184V201H180L179 203H177L176 202V205H175V207L173 206V199H175V198H173V192L170 190V188H169V186H167L166 184L164 185V183H163V186H161L160 185V183H159V179H160V177H161V175H162V170L166 167L165 165H166V162H168L169 163V161H167V160H165L164 158H167V159H169L168 158V155H167V148L166 147H164L163 145H162V143H158L157 141H156V138H157V136L159 135V133H160V130L162 129H164L165 128V132H166V134H168L167 132H171L172 131V129L173 128H175L174 126L172 127L171 126V123H170V125H169V123H168V120L169 119H171L170 118V116L172 117V114L174 113V111L177 109V105H178V103H179V105H180V100H179V102H177L178 100V98L177 97H182V98H184L185 96V92L184 91H182V93H180V94H173V95H171L169 92H165V90H164V88H162V87H159ZM241 86V85H240ZM53 87V86H52ZM62 87V86H61ZM70 87V86H69ZM84 87V86H83ZM90 87H91V85H90ZM137 87V86H136ZM206 87V86H205ZM239 87V86H238ZM243 87V86H242ZM246 87V86H245ZM39 88V87H38ZM67 88H68V86H67ZM93 88V87H92ZM184 88H186V87H184ZM183 88V89H184ZM209 88V87H208ZM235 88V87H234ZM241 88V87H240ZM240 88H238V90H240ZM75 89V88H74ZM198 89V88H197ZM199 89H200V86H199ZM207 89V88H206ZM227 89V88H226ZM231 89V91H234V89L233 88H229V90ZM242 89V88H241ZM76 90H78V89H76ZM85 90V89H84ZM93 90V89H92ZM204 90V89H203ZM208 90V89H207ZM221 90L223 91V89L221 88ZM220 90V92H217L216 94H217V101L218 102H216V103H219L220 104V106H225L226 104H228L227 103V101H226V99L228 98V95L230 94H226V99H225V95H224V91L222 92ZM69 92L71 91V90H68ZM74 91V90H73ZM81 91V90H80ZM79 91V92H80ZM212 91H213V89H212ZM216 91V90H215ZM214 91V92H215ZM236 91H237V87H236ZM78 91H76V93H77ZM78 92V93H79ZM138 92H139V90H138ZM214 92H213V94H214ZM39 93V92H38ZM41 93V92H40ZM84 93V92H83ZM93 93H94V91H93ZM92 93V94H93ZM114 94H113V97L114 96H117V95H115V92H113ZM172 93V92H171ZM175 93V92H174ZM198 93H200V92H198ZM206 93V92H205ZM212 93V92H211ZM226 93V92H225ZM234 92H232V94H233ZM236 93V92H235ZM248 90H247V92H246V90L244 89V91L242 92V94H241V97H242V99L245 101V99L248 97ZM65 94H66V92H65ZM81 94H82V92H81ZM200 94H202V93H200ZM231 94V95H232ZM38 95V94H37ZM78 95V94H77ZM96 95V94H95ZM123 95V94H122ZM203 95V94H202ZM230 95V96H231ZM236 95H237V97L239 96V92H238V94L236 93ZM61 96V95H60ZM64 96V95H63ZM69 96V95H68ZM68 96H65V97H68ZM72 96H74V95H72ZM85 96V95H84ZM84 96H81V97H84ZM97 96V99H95V101L96 100H98L99 98H98V95H96ZM95 96V97H96ZM119 96H117V97H119ZM204 96V95H203ZM211 96V95H210ZM215 96V95H214ZM233 96V95H232ZM231 96V97H232ZM235 96V95H234ZM250 96V95H249ZM41 97V96H40ZM122 97V96H121ZM205 97V96H204ZM76 98V97H75ZM115 98V97H114ZM139 98H141V97H139ZM182 98H180V99H182ZM200 98V97H199ZM210 98V97H209ZM214 98V97H213ZM81 99V98H80ZM117 99V98H116ZM116 99H113L114 101L116 100ZM122 99H124V96H123V98ZM202 99V98H201ZM229 99V98H228ZM253 99V98H252ZM38 100V99H37ZM40 100V99H39ZM61 100V99H60ZM70 100V99H69ZM118 100L120 101V98H118ZM142 100V99H141ZM140 100V101H141ZM198 100V99H197ZM204 100H206V99H204ZM203 100V101H204ZM247 100V99H246ZM36 101V100H35ZM55 101V100H54ZM64 101V100H63ZM74 101V100H73ZM81 102L82 101H84V100H80ZM86 101V100H85ZM83 102V104H82V106L83 105H85L86 104V102ZM181 101H183V100H181ZM208 101V100H207ZM212 101V100H211ZM210 101V102H211ZM225 101H226V104H225ZM249 101V100H248ZM57 102V101H56ZM72 102V101H71ZM117 101H115V103H113V106H114V104H115V106H116V109H117V103H116ZM134 102V103H135ZM240 102H241V100H240ZM41 103V102H40ZM89 103V102H88ZM87 103V104H88ZM123 103H124V101H123ZM121 104V101H120V103L118 102V104L120 105V106H124L125 105V103H128V102H126L125 101V103L124 104ZM205 103V102H204ZM203 103V104H204ZM207 103V102H206ZM236 103V102H235ZM245 103V102H244ZM246 103H247V101H246ZM249 103V102H248ZM253 103H254V101H253ZM69 104V103H68ZM81 104V103H80ZM90 104V103H89ZM95 104H97V103H95ZM132 104V103H131ZM198 104H200V103H198ZM197 104V105H198ZM208 104V103H207ZM214 104V103H213ZM237 104V103H236ZM235 104V105H236ZM250 104V103H249ZM252 104V103H251ZM60 105V104H59ZM70 105V104H69ZM79 105V104H78ZM91 105V104H90ZM127 105V104H126ZM178 105V106H179ZM209 105V104H208ZM218 105V104H217ZM238 105V104H237ZM242 106H243V104H241ZM36 106V105H35ZM48 106V105H47ZM52 106V105H51ZM61 106V105H60ZM89 106V105H88ZM87 106V107H88ZM115 106L114 107H112V108H115ZM120 106H119V108H120ZM182 106V105H181ZM200 106V105H199ZM204 106V105H203ZM212 106V105H211ZM53 107V106H52ZM57 107V106H56ZM85 107V109H84V111H83V117H82V126H84V125H86V124H89V125H92V124H95L96 123V118H98V117H96L95 118V120H94V113H90V110H88L87 108H86V106H84ZM121 107V108H122ZM124 107H126V106H124ZM209 107V106H208ZM207 107V108H208ZM213 107V106H212ZM217 107V106H216ZM227 107V106H226ZM240 107V106H239ZM80 108H81V105H80ZM89 108H90V106H89ZM92 108V107H91ZM181 108V107H180ZM179 108V109H180ZM203 108V107H202ZM223 108V107H222ZM225 108V107H224ZM244 108V107H243ZM55 109V108H54ZM83 109V108H82ZM82 109H81V112H82ZM93 109V108H92ZM112 110L113 112H114V114H112L110 117H108V118H110V119H107L106 121H108L109 123H103V125L102 126H100V125H98V126H100L99 128L98 127H96V129L98 128V131H96L95 129H94V127H93V129L96 131V132H98V135H97V137H98V139H97V137H96V139H92L91 140V142H89V140H88V142H89V144L88 145H86V147H84L85 149H86V153H85V151H84V149L82 148V150L84 151H82L85 155V161L83 162V163H85L84 165L82 164V167L80 168V170H78V172L76 171V174H78V176L79 177H81V179L82 180H80L79 179V181H78V179H76L78 182L76 183V180L74 181V180H71V179H68L67 178V176H69V175H67L69 172H66L67 174V176L65 177L66 179H64L63 178V174L65 173H63V174H61V173H57V171H56V173L55 174H51V177H52V179H48L47 181H44V180H42V181H40L39 180V177H38V179L34 182V183H36L33 187H30V190H29V195H30V197H29V200L28 201H30L29 203H31V202H34L35 203V205L37 204L39 207H41V206H43V203H45V198L47 199V198H50L51 196H54V195H57L56 197H59V196H66L67 197V199L66 198H64V199H66V201H65V203H64V205H61V206H56V205H54V206H52L51 207V211L54 213V212H57V213H59L60 214V216H58L59 214H57V216L56 217H54V220H52L53 222H51L50 224H52L53 223V225H51L52 227L54 226V225H56L55 227H57L58 226V228H55L56 230L58 229L59 230V233L61 232L62 234H65V237H66V234H67V236H68V234H70V235H74V236H72L73 238H75L76 239V237L78 236V232L81 230V229H83L87 224H89V225H87V226H92V227H94L95 228V231H96V233L98 232V231H100V229H101V227L104 225L103 224V220H106V218H108L109 219V216L111 215V214H113V213H111V211H109V209H108V207H109V205H115V201L113 202V200L111 199V198H109V197H107V191L109 190H107V188H109V187H105V186H103L102 188H100V187H98V185L97 186H94V185H92L91 184V182H92V177L90 176V175H88V171H89V173L90 172H92V173H94L93 171L95 170V169H97V168H99V169H102L103 171H104V169H105V171H106V165L107 164H105V160H104V154H103V152H101V145L103 146V139H104V141L105 140H108V142L110 143V141H111V143L112 144H114V142L119 138V136H120V141L122 140L121 139V135H120V132H121V128L123 127V125L125 124V120H124V117L123 118H121L120 116H121V114H120V116H119V114H118V112H115V111H117V110ZM124 109V108H123ZM126 109V108H125ZM182 109V108H181ZM211 109H213V108H211ZM217 111H218V107L217 108H215ZM220 109V108H219ZM239 109V108H238ZM241 109V108H240ZM47 110V109H46ZM59 110V109H58ZM61 110V109H60ZM63 110V109H62ZM73 110H76V109H73ZM182 110H184V109H182ZM186 110V109H185ZM184 110V112H186ZM202 111H203V109H201ZM207 110V109H206ZM242 110V109H241ZM111 111V112H112ZM124 111V110H123ZM208 111V110H207ZM206 111V112H207ZM217 111H215L216 113H217ZM220 111V110H219ZM222 111H224V110H222ZM240 111V110H239ZM91 112H92V110H91ZM205 112V111H204ZM115 113H117V114H115ZM125 114H126V112H124ZM208 113V112H207ZM225 113V112H224ZM25 114V113H24ZM62 114V113H61ZM64 114V113H63ZM92 114H94V115H92ZM97 114V113H96ZM218 114V113H217ZM76 115V114H75ZM214 115H215V113H214ZM223 115V114H222ZM52 116H54V115H52ZM80 116V115H79ZM96 116H98V114L96 115ZM100 116V115H99ZM76 117V116H75ZM101 117V116H100ZM126 117V116H125ZM223 117V116H222ZM25 119H26V117H24ZM219 118H221V117H219ZM20 119V118H19ZM52 119V118H51ZM65 119V118H64ZM70 119V118H69ZM8 120H11V119H8ZM8 120H7V122H8ZM74 120V119H73ZM99 120V119H98ZM127 120V119H126ZM22 121V120H21ZM72 121V120H71ZM95 122V123H91V122ZM105 121V120H104ZM6 122V123H7ZM18 122V121H17ZM56 122V121H55ZM61 122H65V121H61ZM69 122V121H68ZM102 122V121H101ZM170 122V121H169ZM9 123V122H8ZM20 123V122H19ZM25 123V122H24ZM149 123H150V119H149ZM16 123L15 122H13L12 124H7L6 125V127H7V129H8V131H7V134H8V136H17V135H20V133H21V131H20V133H19V131L17 130L18 129V127L15 125ZM18 124V123H17ZM64 124V123H63ZM72 124V123H71ZM73 124H75V123H73ZM96 124H98V123H96ZM19 125H22V124H19ZM26 125V126H25ZM25 125H23V126H21V129H22V134H23V136H24V133H25V131H26V127H28L27 125V123L25 124ZM11 126H13L12 128H10ZM77 126V125H76ZM81 126V127H82ZM87 126V125H86ZM61 127V126H60ZM64 127H66V126H64ZM63 127V128H64ZM75 127V126H74ZM77 128H79V126H77ZM84 128V127H83ZM87 128H89L88 126H87ZM67 129H68V127H67ZM80 129V128H79ZM78 129V130H79ZM84 129H86V128H84ZM167 129V130H166ZM19 130H20V127H19ZM28 130V129H27ZM75 130V129H74ZM62 131V130H61ZM95 131L93 132V133H95ZM70 132V131H69ZM72 132V131H71ZM74 132V131H73ZM79 132V131H78ZM83 132V131H82ZM86 132V131H85ZM165 132L163 133V134H165ZM54 133V132H53ZM68 133V132H67ZM208 133V132H207ZM27 134V133H26ZM48 134V133H47ZM70 134V133H69ZM74 134V133H73ZM92 134V133H91ZM96 134V133H95ZM121 134H123V133H121ZM163 134H161V135H163ZM165 134V135H166ZM76 135V134H75ZM169 135H171V134H169ZM232 135V134H231ZM26 136V135H25ZM24 136V137H25ZM64 136V135H63ZM84 136V135H83ZM87 136V135H86ZM90 136V135H89ZM91 136H93V135H91ZM95 136V135H94ZM132 136H134V135H132ZM131 136V137H132ZM20 137H22L21 135H20ZM20 137H19V139H20ZM47 137V136H46ZM101 137H103V139H100ZM130 137V138H131ZM233 137V136H232ZM232 137H231V139H230V141H229V145H228V148H230V145H231V143L233 142H231V140H233L232 139ZM16 138V137H15ZM49 138V137H48ZM65 138V137H64ZM69 138V137H68ZM81 138V137H80ZM85 138V137H84ZM155 138V139H154ZM27 139V138H26ZM26 139L22 142V143H24L25 141H26ZM29 139V138H28ZM87 139V138H86ZM90 139H91V137H90ZM158 139H160V138H158ZM157 139V140H158ZM17 140V139H16ZM22 139H20V141H21ZM110 140V141H109ZM58 141H60V140H58ZM63 141V140H62ZM198 141H200V140H198ZM223 141H224V139H223ZM72 142V141H71ZM86 142V141H85ZM106 142V141H105ZM125 142V141H124ZM19 143V142H18ZM63 143H64V141H63ZM62 143V144H63ZM82 143V142H81ZM80 143V144H81ZM83 143H84V141H83ZM107 143V142H106ZM129 143V144H128ZM196 143H197V141H196ZM199 143H201V142H199ZM20 144V143H19ZM27 144H28V142H27ZM85 144H87V142L85 143ZM105 144V143H104ZM111 144V145H112ZM222 144V147H221V145H220V147H218V150H217V152L216 153H214L210 158V160H211V170H210V174H209V176L207 175V177L206 176H204V177H206L207 178V182H208V184L210 185V184H212V190H207L208 192H211L210 193V195L213 197V194L215 193V191H216V189H217V186H218V184H217V180H218V178L220 177V176H222L221 174L224 172V171H226L227 170V166H228V161L226 160V158H225V160H224V162L221 164V160H222V155H223V146H224V142H222L221 143ZM18 145V144H17ZM30 145V144H29ZM44 145V144H43ZM49 145V144H48ZM61 145V144H60ZM68 145H69V143H68ZM106 145V144H105ZM117 145V144H116ZM219 145H216V146H219ZM79 146V145H78ZM82 146V145H81ZM80 146V147H81ZM85 146V145H84ZM166 146V145H165ZM26 147V146H25ZM71 147V146H70ZM115 147V146H114ZM113 147V148H114ZM120 147V146H119ZM132 147V148H131ZM39 148V147H38ZM45 148V147H44ZM50 148V147H49ZM48 148V149H49ZM61 148V147H60ZM101 148V149H100ZM213 148V147H212ZM217 148V147H216ZM67 149H68V147H67ZM108 149H110V148H108ZM128 149V148H127ZM19 150V149H18ZM25 151H26V149H24ZM69 150V149H68ZM104 150V149H103ZM37 151V150H36ZM113 151V150H112ZM170 151V150H169ZM172 151V150H171ZM211 151H212V149H211ZM226 151V156L228 155V151H230L229 149L228 150H225ZM224 151V152H225ZM22 152V151H21ZM29 152V151H28ZM48 152V151H47ZM75 152V151H74ZM81 152V153H82ZM109 152H111V151H109ZM123 152V151H122ZM190 152V151H189ZM192 152V151H191ZM213 152H215V151H213ZM71 153V152H70ZM106 153V152H105ZM108 153V152H107ZM112 153V152H111ZM127 153V152H126ZM169 153V152H168ZM57 154V153H56ZM77 154H80V153H77ZM110 154V153H109ZM118 154V153H117ZM117 154H116V157H117ZM120 154V153H119ZM193 154V153H192ZM191 154V155H192ZM124 155V154H123ZM126 155V154H125ZM60 156V155H59ZM63 156V155H62ZM74 156V155H73ZM114 156V155H113ZM129 156V155H128ZM224 156H225V154H224ZM76 157V156H75ZM74 157V158H75ZM106 157H108V156H106ZM112 157V156H111ZM121 157V156H120ZM120 157H117V159L118 158H120ZM169 157H172L171 155L169 156ZM38 158V157H37ZM60 158V157H59ZM68 158V157H67ZM71 159V158H70ZM107 159H109V158H107ZM112 159V158H111ZM113 159H115V158H113ZM112 159V160H113ZM56 160H58V159H56ZM122 161L124 160L123 158L121 159ZM70 161V160H69ZM68 161V162H69ZM72 161V160H71ZM75 161H76V159H75ZM118 161H119V159H118ZM60 162V161H59ZM80 162H82V161H80ZM209 162V161H208ZM69 164V163H68ZM72 164H76V163H72ZM72 164H70V166L72 165ZM78 164V163H77ZM115 164H116V162H115ZM65 165V164H64ZM50 166V165H49ZM69 166V165H68ZM75 166H77V165H75ZM108 166H110V165H107V167ZM113 166V165H112ZM116 166V165H115ZM184 166V165H183ZM182 166V168L181 169H179V170H176V171H173L172 173H171V176L170 177H172V178H174V179H178V178H180V179H183L184 181H189V184L190 183H192L191 182V180H193L192 179V169L191 168H186V165H185V167H183ZM65 167V166H64ZM73 167V166H72ZM78 167V166H77ZM111 167V166H110ZM188 167V166H187ZM54 168V167H53ZM59 167H57V170H59L58 169ZM109 168V167H108ZM107 168V169H108ZM112 168V167H111ZM63 168H61L60 170H62ZM70 170H74V169H71V168H69ZM166 169V168H165ZM52 170V169H51ZM59 170V171H60ZM64 170V169H63ZM115 170V169H114ZM119 170H117V171H119ZM41 171V170H40ZM46 171V170H45ZM53 171V170H52ZM104 171V172H105ZM112 171V170H111ZM110 170H109V172H108V170H107V172L108 173H110L111 172ZM121 171V170H120ZM119 171V172H120ZM107 172H105V174L107 173ZM118 172V173H119ZM126 172V173H127ZM49 173V172H48ZM75 173V172H74ZM91 173V174H92ZM103 173V172H102ZM114 173V172H113ZM38 174V173H37ZM47 174V173H46ZM73 174V173H72ZM71 174V175H72ZM75 174V175H76ZM95 174H96V171H95ZM116 174V173H115ZM114 174V175H115ZM123 174V173H122ZM122 174H120V175H122ZM224 174L226 175V172H224ZM40 175V174H39ZM49 175V174H48ZM47 175V176H48ZM101 175V174H100ZM118 175V174H117ZM117 175L116 176H114L113 178H115V177H117ZM202 175H204V173L202 174ZM33 176V175H32ZM77 176V177H78ZM92 176H93V174H92ZM97 176V175H96ZM105 176V175H104ZM104 176H102V177H104ZM112 176V175H111ZM224 176V175H223ZM37 177V176H36ZM41 177V176H40ZM76 177V176H75ZM74 176H73V178H75ZM107 176H105V178H106ZM120 177V176H119ZM163 177V176H162ZM167 177H168V175H167ZM100 178V177H99ZM107 178H109V179H111L109 176L107 177ZM112 178V179H113ZM121 178V177H120ZM123 178V177H122ZM201 178V177H200ZM33 179H34V177H33ZM41 179V178H40ZM95 179V178H94ZM116 179H118V177L116 178ZM221 179H223V178H221ZM49 180H51V181H49ZM118 180H121V179H118ZM126 180V179H125ZM125 180H123V181H125ZM205 180V179H204ZM95 181V180H94ZM113 181H115V180H113ZM182 181V180H181ZM183 181V182H184ZM30 182H31V180H30ZM72 182H75L76 184L75 185H77V187H78V194L76 193V195L77 196H74V192H73V190H72V188H71V185H74V183L72 184ZM98 182V181H97ZM108 182V181H107ZM126 182V181H125ZM186 182V183H187ZM93 183V182H92ZM99 183V182H98ZM104 183V182H103ZM121 183H122V181H121ZM120 182H119V184H121ZM185 183V182H184ZM223 183H224V181H223ZM222 183V184H223ZM226 183V182H225ZM29 185H31L30 183H28ZM103 185V184H102ZM105 185V184H104ZM115 185H117V184H115ZM209 185H207V189H209ZM226 185V184H225ZM23 186H25V185H23ZM22 186V187H23ZM32 186V185H31ZM101 186V185H100ZM73 187H75V186H73ZM115 187V186H114ZM129 187V186H128ZM205 188V187H204ZM211 188V187H210ZM224 188H225V186H224ZM224 188H222V189H224ZM227 188V187H226ZM225 188V190H228V189H226ZM26 189V188H25ZM220 189H221V186H220ZM261 189H262V187H261ZM264 189V188H263ZM262 189V190H263ZM16 190H18V189H16ZM20 190H24V188H21ZM28 191V190H27ZM74 191H76V190H74ZM115 191V190H114ZM205 191V190H204ZM206 191V192H207ZM252 190L251 189H249V192L250 193H252L253 194V192H254V189H253V192H251ZM261 191V190H260ZM223 192H227V191H223ZM249 192H248V194H249ZM23 193V192H22ZM261 193V192H260ZM264 193V192H263ZM26 194V193H25ZM204 194L206 195V193L204 192ZM208 194V193H207ZM257 194V196H259L258 195V193H256ZM264 195V194H263ZM201 196H203V195H201ZM207 196V195H206ZM215 196V195H214ZM256 196V197H257ZM261 196V195H260ZM200 197V196H199ZM250 197V196H249ZM253 197V196H252ZM20 198H22L21 196H20ZM28 198V197H27ZM63 198V197H62ZM202 198V197H201ZM201 198L199 199V200H201ZM214 198V197H213ZM263 198V197H262ZM217 199V198H216ZM219 199V200H218ZM218 201L219 202H221L222 200V190H219V192H218ZM226 199V198H225ZM254 199V198H253ZM128 200V199H127ZM187 200H189V199H187ZM198 200V201H199ZM211 200H212V198H211ZM249 200H251V197H250V199ZM261 200V199H260ZM263 200V199H262ZM22 201H23V199H22ZM27 201V200H26ZM129 201V200H128ZM176 201V200H175ZM216 201V200H215ZM3 202V201H2ZM64 202V201H63ZM196 202V201H195ZM200 202V201H199ZM209 202H210V200H209ZM214 202V201H213ZM17 203V202H16ZM20 203H22V202H20ZM25 203V202H24ZM50 203V202H49ZM128 203H130V202H128ZM175 203V202H174ZM183 205H182V204ZM194 203V202H193ZM216 203V202H215ZM218 203V202H217ZM11 204V203H10ZM9 204V205H10ZM55 204V203H54ZM197 204V203H196ZM212 204V203H211ZM219 204V203H218ZM220 204H223V202H221ZM15 205V204H14ZM23 205V204H22ZM21 205V206H22ZM29 205V204H28ZM27 205V206H28ZM34 205V206H35ZM52 205V204H51ZM60 205V204H59ZM130 205V204H129ZM17 206V205H16ZM25 206V205H24ZM31 206V205H30ZM33 206V207H34ZM50 206V205H49ZM128 206V205H127ZM196 206V205H195ZM214 206H215V204H214ZM14 207V206H13ZM26 207V206H25ZM24 207V208H25ZM200 207V206H199ZM9 208H11V207H8V205L6 204V203H1L0 204V212H5L6 213V211H9ZM20 208H23V207H20ZM19 208V209H20ZM48 208V207H47ZM47 208H45V209H47ZM114 208V207H113ZM209 208V207H208ZM210 208H211V211H212V209H213V205H210ZM209 208V209H210ZM215 208H218V207H215ZM220 208H222V207H220ZM12 209V208H11ZM30 209V208H29ZM44 209V210H45ZM115 209V208H114ZM113 209V210H114ZM118 209V208H117ZM126 209V208H125ZM129 209V208H128ZM197 209V208H196ZM13 210V209H12ZM16 210V209H15ZM36 210V209H35ZM119 210H120V208H119ZM123 210V209H122ZM160 210H163V213H164V215H163V219H162V217H161V220H158L159 218H156V216H158V215H156V214H158V212L160 211ZM201 210V209H200ZM203 210V209H202ZM206 210V209H205ZM17 211V210H16ZM15 211V212H16ZM39 211H40V209H39ZM43 211V210H42ZM114 211H116V210H114ZM218 211H219V209H218ZM220 211H221V209H220ZM223 211V210H222ZM14 212V213H15ZM20 212V211H19ZM30 212V211H29ZM47 212V211H46ZM118 212V211H117ZM123 212H124V210H123ZM123 212H120V213H123ZM127 212V211H126ZM133 212H132V214H133ZM206 212H208V211H206ZM205 212V213H206ZM217 212V211H216ZM215 212V213H216ZM12 213V212H11ZM13 213V214H14ZM33 214V211H31L30 212V215H32ZM38 213V212H37ZM119 213V214H120ZM160 213V212H159ZM161 213H162V211H161ZM222 213V212H221ZM18 214V213H17ZM26 214H27V212H26ZM49 214V213H48ZM51 214V213H50ZM119 214H117V215H119ZM125 214H127V213H125ZM197 214V213H196ZM195 214V215H196ZM208 214V213H207ZM210 215H211V213H209ZM12 215V214H11ZM121 215H123V214H121ZM120 215V216H121ZM184 215V214H183ZM195 215H194V217H195ZM210 215H207L208 217L205 219V221H201V219H200V225H198L199 226V228H198V230H197V232H196V234H197V237H199L198 239H200L201 241V244L202 245H204L203 243H206L207 241H206V239H207V233H206V230H208L209 229V226H211L210 224H211V221H212V219H214V222H212V223H214V225H212V237L210 238V242L208 243V247H206V250H202V252H199V253H201L200 254V263H198V264H202L203 262H205L206 261V259H208V260H210V259H214L215 261H216V263L215 264H256L257 262H259L260 260H259V255H256V256H252L250 253H249V248L251 247V245H252V243H253V237H254V229H255V226L257 227V224H258V220L257 219H251V218H248V217H246V223L245 224H242V223H238L237 221H234L233 222V224H229V223H227V222H225L224 223V225L222 226V227H220L219 229H221L220 231L216 228V217L215 218H213V217H211ZM217 215V214H216ZM24 216V215H23ZM26 216V215H25ZM24 216V217H25ZM34 216L35 217H37V220L40 218L41 220L43 219V217L45 216L44 214H43V212H39L38 214H34ZM47 216V215H46ZM111 216H113L114 217V215H111ZM124 216H126V215H124ZM136 216V215H135ZM148 216V215H147ZM197 216V215H196ZM214 216H215V214H214ZM9 217V216H8ZM13 217V216H12ZM27 217H28V215H27ZM48 217L50 218V215H48ZM47 217V218H48ZM119 217V216H118ZM121 217H123V216H121ZM120 217V218H121ZM197 217H199L200 218V216H197ZM201 217H203L202 215H201ZM218 217V216H217ZM15 218V217H14ZM32 219H34L33 217H31ZM112 218V217H111ZM186 218V217H185ZM198 218V219H199ZM221 218V217H220ZM31 219V220H32ZM50 219H52V218H50ZM50 219H48V220H50ZM87 219H89L88 221H87ZM195 219V218H194ZM198 219H195V220H197L198 221ZM16 220H17V218H16ZM36 220V221H37ZM40 220V221H41ZM112 220V219H111ZM110 220V221H111ZM115 220V219H114ZM179 220V219H178ZM29 221V220H28ZM34 220H32V222H33ZM43 221V220H42ZM17 222V221H16ZM114 222V221H113ZM187 222V221H186ZM195 222V221H194ZM12 223V222H11ZM38 223H39V221H38ZM107 223V222H106ZM112 223V222H111ZM34 224V223H33ZM39 224H41V223H39ZM38 224V225H39ZM47 224H48V222H47ZM46 224V221H45V224H44V230L46 231V230H50L51 228H49L50 226H48ZM103 224V225H102ZM164 224L165 225H167L166 226V228L164 229L163 228V226H164ZM194 224V223H193ZM195 224H198V222L197 223H195ZM194 224V225H195ZM14 225V224H13ZM21 225V224H20ZM31 225V224H30ZM107 224H105V226H106ZM110 225V224H109ZM189 225V224H188ZM19 226V225H18ZM34 226V225H33ZM37 227V226H36ZM42 225H41V229H42ZM107 227H108V225H107ZM106 227V228H107ZM18 228V227H17ZM35 228V227H34ZM87 228V227H86ZM171 228H172V231H171ZM189 228V227H188ZM38 229V228H37ZM40 229V228H39ZM40 229V230H41ZM54 229V228H53ZM52 229V230H53ZM55 229H54V231H55ZM191 229V228H190ZM44 230H43V232H44ZM52 230H50L51 232L50 233H52ZM57 230V231H58ZM103 231H104V229H102ZM177 230V229H176ZM194 230V229H193ZM120 231H121V229H120ZM178 231V230H177ZM192 231V230H191ZM190 231V232H191ZM47 232H49V231H47ZM170 232L172 233V234H170ZM54 233H56L57 234V232H54ZM95 233V232H94ZM96 233H95V235H96ZM177 233V232H176ZM206 233V234H205ZM101 234V233H100ZM211 234V233H210ZM83 235V234H82ZM99 235V234H98ZM103 235V234H102ZM175 235V234H174ZM173 235V236H174ZM178 235V234H177ZM191 235H192V233H191ZM63 236V235H62ZM124 237V240L123 241H121L119 238H121V237ZM176 236V235H175ZM193 236V235H192ZM97 237V236H96ZM105 237V236H104ZM106 237H108V236H106ZM196 237V238H197ZM82 238V237H81ZM93 238H95V237H93ZM99 238V237H98ZM79 239V238H78ZM83 239H84V237H83ZM89 239H90V237H89ZM104 239V238H103ZM197 239V240H198ZM80 240V239H79ZM120 240V241H119ZM72 241H73V239H72ZM71 241V242H72ZM76 241H78V240H76ZM82 241V240H81ZM105 241V240H104ZM175 241H177V240H175ZM199 241V240H198ZM163 242H166V246H165V244L163 245ZM179 242V241H178ZM199 242V243H200ZM40 243V242H39ZM169 243V244H170ZM175 243V242H174ZM173 243V245L170 247V249L168 248V246H170V245H168L167 246V248L169 249V257L167 258V259H165L166 261H168L169 260V262H171V263H175V257L179 254H177V252L179 251L178 249H180L178 246V244H174ZM70 245H71V243H69ZM72 244H74V242H72ZM107 244V243H106ZM161 244H162V246H161ZM172 244V243H171ZM22 246H23V244H21ZM66 245H68V243L66 244ZM69 245V246H70ZM79 245V244H78ZM86 245H88L89 246V244H86ZM85 245V246H86ZM202 245H201V247H195V248H192L190 251L192 252L191 253V255L193 256L194 254H196L197 253V251H199V250H201L202 249ZM22 246H19L18 248H17V252L19 253V256L20 257H23V256H27L28 257V255H34L35 254V252L34 251H30V250H27V252H25L23 249V247ZM76 245H71L70 246V248H71V251H73L72 249L75 247ZM181 246V245H180ZM199 246H200V244H199ZM84 247V246H83ZM162 247H164L165 249H164V251H163V248ZM205 247V246H204ZM95 248V247H94ZM182 248V247H181ZM28 249V248H27ZM37 249V248H36ZM39 249V248H38ZM75 249H76V247H75ZM75 249H74V253H72V254H70V256L72 255V258L71 259H73L74 258V256L76 255L75 253L77 252H75ZM77 249H80V247L78 248L77 247ZM205 249V248H204ZM82 250V252L83 253H85L84 255H86V253H92L93 252V247H85L84 249H81ZM37 251V250H36ZM43 251V250H42ZM69 251V250H68ZM80 251V250H79ZM152 251V250H151ZM45 252V251H44ZM95 252H97V251H94V253ZM193 252H196V253H194L193 254ZM34 253V254H33ZM39 253V254H38ZM70 253V252H69ZM189 253V252H188ZM38 254V256H37V258L38 257H40L41 258V256H42V258L44 257V256H46L47 254H45V253H43V254H41L40 252H37L36 254H35V257H36V255ZM45 254V255H44ZM132 254V253H131ZM161 254H164V253H161ZM190 254V253H189ZM188 254V255H189ZM78 255V254H77ZM76 255V256H77ZM98 255V254H97ZM96 255V256H97ZM99 255H101V254H99ZM190 255V256H191ZM95 256V255H94ZM102 256V255H101ZM132 256V255H131ZM134 256V255H133ZM190 256H189V258H190ZM191 256V257H192ZM33 257V256H32ZM67 257V256H66ZM34 258V257H33ZM40 258L38 259V260H40ZM93 258V257H92ZM95 258H97L98 259V257H95ZM100 258V257H99ZM109 258V257H108ZM114 258V257H113ZM188 258V259H189ZM25 260H26V257L24 258ZM28 259H30V258H28ZM46 259V258H45ZM51 259V258H50ZM88 259H90V258H88ZM103 259V258H102ZM110 259V258H109ZM163 259V260H164ZM31 260V259H30ZM44 260V259H43ZM48 260V259H47ZM95 260V259H94ZM132 260V259H131ZM164 260V261H165ZM190 260H193V259H190ZM189 260V261H190ZM195 260V259H194ZM207 260V261H208ZM52 260H50L49 262H51ZM72 261V260H71ZM100 261V260H99ZM106 261V260H105ZM166 261L164 262V263H166ZM188 261V260H187ZM199 261V260H198ZM197 261V262H198ZM34 262V261H33ZM32 261L31 262H29V261H24L23 260V262L22 263H20V264H35L36 263V261L33 263ZM39 262V261H38ZM191 262V261H190ZM190 262H188V263H190ZM193 262V261H192ZM194 262H196V261H194ZM52 263H53V261H52ZM51 263V264H52ZM104 263H106V262H103V264ZM126 263V262H125ZM130 263V262H129ZM162 263H163V261H162ZM162 263H160V264H162ZM163 263V264H164ZM187 263V262H186ZM209 263V262H208ZM207 263V264H208ZM49 264V263H48ZM99 264V263H98ZM191 264H193V263H191ZM196 264V263H195Z\"/></svg>", "mask_w": 264, "mask_h": 264}]
</instances>
